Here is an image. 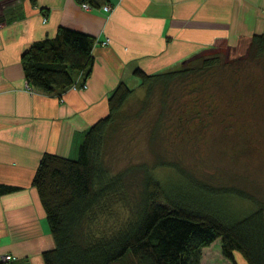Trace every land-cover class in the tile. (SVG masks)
<instances>
[{"label": "trees", "instance_id": "trees-1", "mask_svg": "<svg viewBox=\"0 0 264 264\" xmlns=\"http://www.w3.org/2000/svg\"><path fill=\"white\" fill-rule=\"evenodd\" d=\"M95 43L94 36L64 26L53 37L34 41L21 56L29 88L61 96L78 73L85 80ZM242 58L254 65L264 62V35H251ZM183 64L162 72L132 71L143 92L136 115L157 103L147 131L152 160L114 169L106 154L135 92L122 81L108 97V113L84 132L76 157L42 155L31 184L54 241L41 254L44 264H199L201 249L215 239L230 264H236L233 251L247 264H264V195L211 185L171 157V141H187L192 121L202 124L206 118L194 109L203 105L199 92L237 70L218 55ZM157 167H169L176 176L157 178ZM14 190L0 186L2 192ZM228 197L248 206L229 208Z\"/></svg>", "mask_w": 264, "mask_h": 264}, {"label": "crops", "instance_id": "crops-1", "mask_svg": "<svg viewBox=\"0 0 264 264\" xmlns=\"http://www.w3.org/2000/svg\"><path fill=\"white\" fill-rule=\"evenodd\" d=\"M86 1L88 9L79 0H0V186L17 188L0 191V264L6 254L16 257L8 264H44L41 254L54 241L31 184L35 170L45 152L76 157L84 132L108 113L119 81L129 86L139 80L135 68L167 71L205 51L245 47L251 35H264V0ZM59 26L96 38L87 87H69L61 96L30 91L22 53ZM106 38L107 44L98 43ZM232 254L236 264H247ZM199 264H230L218 239L201 249Z\"/></svg>", "mask_w": 264, "mask_h": 264}, {"label": "rangeland", "instance_id": "rangeland-1", "mask_svg": "<svg viewBox=\"0 0 264 264\" xmlns=\"http://www.w3.org/2000/svg\"><path fill=\"white\" fill-rule=\"evenodd\" d=\"M244 49V46L236 49L221 47L184 61V66L187 63L196 65L204 56L218 55L231 69L236 68L237 75L227 71L226 77L221 78L219 83L199 92L197 101L203 100V105H196L194 109L206 118L202 119V124L198 119L194 122L196 124L192 121L189 132L185 133L190 137L187 141H171L174 147L171 157H178L183 167L211 185H234L263 197L264 62L257 65L253 61L246 62V58H242ZM134 82L128 83L129 86L135 88L139 84L136 78ZM142 94V89L136 87L127 101V116L119 122L121 128L111 134L106 143V154L114 169L152 160L147 131L148 120L152 118L157 103L154 100L144 114L136 115L138 98ZM208 100L211 103L206 107L204 104ZM189 113L193 114L192 111ZM154 172L160 179L176 176V172L169 167H157ZM228 199L229 208L248 206L245 200ZM215 245L217 248L214 250L219 254V246Z\"/></svg>", "mask_w": 264, "mask_h": 264}, {"label": "built area", "instance_id": "built-area-1", "mask_svg": "<svg viewBox=\"0 0 264 264\" xmlns=\"http://www.w3.org/2000/svg\"><path fill=\"white\" fill-rule=\"evenodd\" d=\"M79 1H80V4H81L82 7L86 8V9L90 8V3H88L86 0H79ZM102 9L104 11H106V12H109L111 10V5L110 4H103L102 5ZM108 42H109L108 38H106L104 40H98V43H100L102 45H105ZM70 87L73 88V89H85L87 87L86 79L85 80H80V81H75ZM27 88L30 89L28 85H27ZM30 91H33V90L30 89ZM15 259H16L15 256H12L10 254H6V255L2 256L1 260L5 264H8V263H10L11 261H13Z\"/></svg>", "mask_w": 264, "mask_h": 264}]
</instances>
